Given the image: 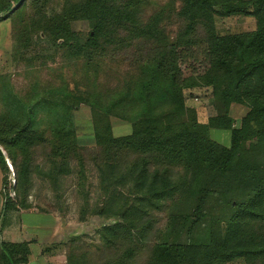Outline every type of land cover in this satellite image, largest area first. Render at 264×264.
Wrapping results in <instances>:
<instances>
[{
  "label": "trees",
  "instance_id": "1",
  "mask_svg": "<svg viewBox=\"0 0 264 264\" xmlns=\"http://www.w3.org/2000/svg\"><path fill=\"white\" fill-rule=\"evenodd\" d=\"M177 1L179 27L171 39L164 33V20H168L167 9ZM17 2L0 0V22L9 16L24 21L26 0L12 10ZM63 3L58 12L43 16L35 28L47 32L55 45L61 41L57 47L73 58L87 61L102 55L110 45L123 48L132 40H140V58L133 65L137 73L111 95L85 91L73 96L67 89H51L50 96L36 102L43 101L55 110L56 122L50 127V135L31 128L9 112L0 113V146L6 150L11 165L19 154L24 155L27 164L33 147L50 144L54 158L62 163L57 175L67 173L70 160H75L81 169L85 161L99 165L97 161L101 159L103 183L127 181L133 189L142 191L139 203L158 208L179 195L169 224L179 227L173 236L149 248L145 264H229L237 260L264 264V0H168L146 18L143 0ZM237 15L252 16L255 29L220 35L216 17ZM80 20L88 24L86 36L70 30V22ZM33 25L21 26L18 37ZM200 41L206 50V69L196 77H183L179 50H184L182 55L195 53L193 48ZM202 86L211 88L215 100L214 114L204 126L197 123L195 111L185 105L183 97L184 89ZM81 103L91 108L96 145L93 149L79 145L74 129L72 111ZM231 104L248 108L247 117L256 128L253 140L248 141L246 131L233 127ZM111 117L130 123V132L114 136ZM209 128L230 131L229 145L213 141ZM129 157L133 159L122 162ZM5 162L0 151V169L4 173L1 186L6 180ZM177 168L183 175L176 179ZM23 172L25 183L29 182L28 165ZM15 192L17 195L16 188ZM116 198L108 197L104 211L109 216L120 214L126 218L127 210L132 208H116ZM3 200L5 211L30 207L25 196L18 201L10 197ZM130 215H134L133 211ZM125 223L113 222L105 230L117 241L119 232H123L122 236L130 233L135 221ZM181 236L184 240H180ZM124 238L122 243L128 249L119 261L109 264H130L132 240ZM110 243L116 244L114 240ZM137 244L135 241L134 253ZM29 254L28 242L12 243L0 238V260L4 264H25ZM80 262L72 254L66 261Z\"/></svg>",
  "mask_w": 264,
  "mask_h": 264
},
{
  "label": "rangeland",
  "instance_id": "2",
  "mask_svg": "<svg viewBox=\"0 0 264 264\" xmlns=\"http://www.w3.org/2000/svg\"><path fill=\"white\" fill-rule=\"evenodd\" d=\"M65 0H26L24 21L9 16L0 22V113L11 115L27 123L31 128H37L50 135V127L56 122L54 108L43 101L36 103L51 89H67L73 96L85 91L99 94H112L124 88L136 75L134 63L140 58L137 48L140 40L131 41L123 48L108 46L102 55L93 60L73 58L70 53L58 48L61 41L55 45L49 39L47 32L38 31L35 24L43 16H51L59 11ZM144 18L150 16L168 0H143ZM18 2L13 4L15 10ZM174 6V8H173ZM167 10L164 33L174 38L178 31L179 19L176 10L179 2H175ZM173 10L171 12V10ZM42 15V17H41ZM216 30L220 35L250 32L255 29V19L252 16L216 17ZM28 34L18 37V30L23 25L33 24ZM70 30L78 36H86L89 32L87 22L72 21ZM201 31V30H200ZM202 36V32H199ZM202 39V38H201ZM195 53L183 54L180 57V68L183 77H196L206 69L204 44L202 41L193 48ZM135 54V56H134ZM136 67V66H135ZM50 96V95H48ZM185 105L195 111L196 121L204 126L208 118L214 114V95L210 87L202 86L183 90ZM159 109H157L158 111ZM248 108L245 105L231 104L229 115L233 119V127L247 132L248 141L255 138L256 128L247 117ZM72 118L78 143L81 147L93 149V116L90 106L81 103L72 111ZM112 134L116 137L126 135L131 130L130 123L120 119L110 118ZM209 137L218 144L228 146L230 131L209 128ZM247 141V142H248ZM6 166L5 184L0 193L4 197L16 198V201L26 197L30 207L19 208L35 210L42 217L32 219L28 224L37 223L42 231L36 236L40 251L37 253L38 264H67L69 254L81 264L116 263L128 249L126 241L132 240L130 250L135 252L134 243L138 241L136 253L132 252L130 264H145L149 248L162 241L166 236H173L178 224H170L175 215L179 195L162 202L158 208H152L139 203L142 191L132 188L123 180L103 183L99 168L101 159L97 162L85 161L79 169L75 160L69 161L67 173L57 175L62 163L54 158L51 146L38 145L31 149L30 161L25 164L24 155L15 157L14 164L8 159L6 150L0 146ZM129 157L122 162H129ZM30 169L29 182L24 180V167ZM1 170V169H0ZM2 171V170H1ZM153 171V170H152ZM122 173V170L117 172ZM3 175L4 173L1 172ZM175 178L183 175L181 168L175 169ZM3 177V176H2ZM4 178V179H5ZM121 179V178H120ZM17 181V182H16ZM2 182V178H1ZM17 191V195L15 192ZM110 195H115V207L127 210L126 218L120 214L109 216L105 213V203ZM18 199V200H17ZM17 208V210H18ZM115 209V208H114ZM149 210V211H148ZM133 211L134 215H130ZM149 213H148V212ZM30 212H32L30 210ZM136 212V213H135ZM0 226H6L9 221V211L1 209ZM129 219L135 221L130 233L121 236L117 241L105 228L113 222L126 223ZM125 223V224H126ZM259 227V225H255ZM185 236V235H184ZM181 236L180 240H184ZM114 240L116 244L110 242ZM31 239L28 243L34 242ZM143 246V247H142ZM229 264H247L237 260ZM259 264V263H253Z\"/></svg>",
  "mask_w": 264,
  "mask_h": 264
},
{
  "label": "crops",
  "instance_id": "3",
  "mask_svg": "<svg viewBox=\"0 0 264 264\" xmlns=\"http://www.w3.org/2000/svg\"><path fill=\"white\" fill-rule=\"evenodd\" d=\"M1 178L2 174L0 170V188ZM3 207L4 200L0 193V220L2 217L1 209ZM30 210L32 212H30ZM30 210L28 211L18 208V210L9 211V221L6 223V226H0V238L3 241L12 243L28 242L31 239H35L34 242L29 244L30 254L28 257V262L25 264H38L37 253L40 252L35 253L34 248H38V251H40L41 247L39 246V241L36 236L42 231V228H40L41 226L39 227L37 223L28 224V222L30 223L32 219H35L39 216L42 217L43 214H40L39 212L32 209ZM0 264H4V262L0 260Z\"/></svg>",
  "mask_w": 264,
  "mask_h": 264
},
{
  "label": "water",
  "instance_id": "4",
  "mask_svg": "<svg viewBox=\"0 0 264 264\" xmlns=\"http://www.w3.org/2000/svg\"><path fill=\"white\" fill-rule=\"evenodd\" d=\"M23 0H19L17 6L22 2ZM6 163H7V160H6ZM8 164V163H7ZM3 211H4V207H3ZM10 264H13L11 261L9 262Z\"/></svg>",
  "mask_w": 264,
  "mask_h": 264
}]
</instances>
